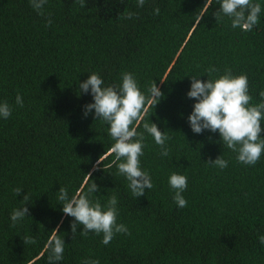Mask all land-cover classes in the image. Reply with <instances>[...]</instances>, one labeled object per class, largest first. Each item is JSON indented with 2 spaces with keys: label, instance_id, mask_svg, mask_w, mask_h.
<instances>
[{
  "label": "trees",
  "instance_id": "1",
  "mask_svg": "<svg viewBox=\"0 0 264 264\" xmlns=\"http://www.w3.org/2000/svg\"><path fill=\"white\" fill-rule=\"evenodd\" d=\"M253 2L261 4L259 22L245 32L227 16L216 21L218 0H145L143 7L84 0L83 8L76 0H47L43 16L29 0H0V103L12 108L0 118V264H48L54 235L65 242L57 264H264V153L254 166L242 164L219 132L196 134L188 122L196 102L187 96L191 76L214 80L231 69L247 75L251 105L264 100V0ZM128 12L136 15L128 19ZM209 66L218 72L209 76ZM93 72L104 86L130 72L148 97L135 122L145 136L140 166L153 184L144 196L135 198L118 174L107 123L94 110L84 116L93 98L79 83ZM154 82L163 94L157 104L149 92ZM151 122L170 137L168 156L143 129ZM220 155L228 161L223 170L205 163ZM173 172L188 178L184 208L173 201ZM92 182L98 191L89 199L106 207L115 195L117 223L129 233L107 245L102 233L81 236L82 225L73 235L74 218L58 199L60 187L70 199ZM26 194L29 212L13 226L11 213ZM25 236L36 243L25 245Z\"/></svg>",
  "mask_w": 264,
  "mask_h": 264
},
{
  "label": "clouds",
  "instance_id": "2",
  "mask_svg": "<svg viewBox=\"0 0 264 264\" xmlns=\"http://www.w3.org/2000/svg\"><path fill=\"white\" fill-rule=\"evenodd\" d=\"M34 10L41 16L44 15L43 6L47 0H29ZM80 7H84V0H76ZM145 0H137V6L143 7ZM219 8L215 11L216 21L224 16L231 20L233 28H240L242 31L250 32L259 22L261 4L253 0H218ZM160 9H154V14L159 15ZM135 13H126V18L131 19ZM52 20H47L50 26ZM209 76L218 72L215 66L206 69ZM191 87L187 92L189 98L196 102L193 110L188 116L191 130L200 134L204 130L213 133L219 132L220 139L228 149L237 153L238 162L254 166L264 153V100L251 105L252 96L249 94L248 77L246 74L233 75L231 69H225L223 75L216 79L201 81L196 76H191ZM119 85L104 86V81L95 72L88 75V78L79 83L82 93L90 94L93 103L84 106V116L94 110V118L107 123L108 134L115 141L111 146V152L115 154L118 174L124 176L128 181V187L132 195L137 198L145 195V189L151 190L153 184L151 176L147 171L141 169L140 157L143 156L144 132L137 131L135 122L141 119L145 111V104L148 97L141 92L135 77L130 72L121 73ZM152 101L157 104L162 97V92L154 82L149 88ZM264 98V91L259 93ZM15 103L23 107L24 102L20 94H17ZM12 108L7 101L0 103V118L7 119L11 116ZM143 129L150 134L155 143L160 146V155L168 156L170 149L166 141L170 139L162 132L157 124L144 123ZM221 170L228 166V161L220 155L215 160L205 162ZM169 186L174 190L173 201L179 208L187 206V200L182 193L187 189L188 178L185 175L173 172L169 176ZM22 188L13 191L17 196L21 194ZM98 186L92 182L87 187L86 193H77L70 199L65 188L60 187L58 199L63 203L62 211L66 216L74 218L71 224L73 235L77 232V225H82L81 236H87L89 232L103 234L102 243L109 244L117 233L129 234L127 227L117 223L118 199L112 195L104 207L99 201L93 202L89 199L91 193L97 192ZM24 206L14 209L11 213L13 226L27 216L29 209L25 206L28 201L27 194L24 195ZM261 245H264V235L258 237ZM23 241L26 244H35L34 237L25 236ZM65 242L59 236H53L47 242L49 250L48 264H57L63 260ZM83 264H100L99 260H86Z\"/></svg>",
  "mask_w": 264,
  "mask_h": 264
}]
</instances>
